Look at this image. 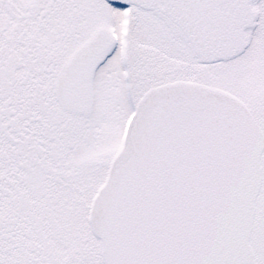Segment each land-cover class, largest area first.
<instances>
[{
	"label": "snow or ice",
	"instance_id": "6c2138e0",
	"mask_svg": "<svg viewBox=\"0 0 264 264\" xmlns=\"http://www.w3.org/2000/svg\"><path fill=\"white\" fill-rule=\"evenodd\" d=\"M0 264H264V0H0Z\"/></svg>",
	"mask_w": 264,
	"mask_h": 264
}]
</instances>
